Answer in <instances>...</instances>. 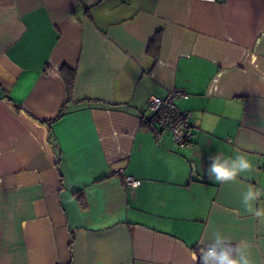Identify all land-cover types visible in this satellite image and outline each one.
<instances>
[{
  "label": "crops",
  "instance_id": "obj_1",
  "mask_svg": "<svg viewBox=\"0 0 264 264\" xmlns=\"http://www.w3.org/2000/svg\"><path fill=\"white\" fill-rule=\"evenodd\" d=\"M173 88L187 146L147 122ZM218 153L253 169L216 182ZM250 186L264 189V0H0V264H200L216 230L264 264Z\"/></svg>",
  "mask_w": 264,
  "mask_h": 264
},
{
  "label": "clouds",
  "instance_id": "obj_2",
  "mask_svg": "<svg viewBox=\"0 0 264 264\" xmlns=\"http://www.w3.org/2000/svg\"><path fill=\"white\" fill-rule=\"evenodd\" d=\"M211 165L208 168L210 179L216 182L234 181L241 174L250 172L253 164L244 154H237L234 158L224 157L222 153L210 156ZM264 196V189L249 187L242 196V203L247 213L264 221V207H255V202ZM200 264H253L248 245L232 242L219 230L213 232L212 239L200 249V255L194 256Z\"/></svg>",
  "mask_w": 264,
  "mask_h": 264
},
{
  "label": "built area",
  "instance_id": "obj_3",
  "mask_svg": "<svg viewBox=\"0 0 264 264\" xmlns=\"http://www.w3.org/2000/svg\"><path fill=\"white\" fill-rule=\"evenodd\" d=\"M223 1V0H201ZM188 94L180 89H170L164 95L150 96L147 105V122L158 131H168L173 141L179 146L191 143L193 131L191 128V113L182 111L175 100L187 98ZM123 182L129 188L139 186V180L132 175H124Z\"/></svg>",
  "mask_w": 264,
  "mask_h": 264
},
{
  "label": "trees",
  "instance_id": "obj_4",
  "mask_svg": "<svg viewBox=\"0 0 264 264\" xmlns=\"http://www.w3.org/2000/svg\"><path fill=\"white\" fill-rule=\"evenodd\" d=\"M67 85L69 86V82L67 81ZM61 114H59V116H60Z\"/></svg>",
  "mask_w": 264,
  "mask_h": 264
}]
</instances>
